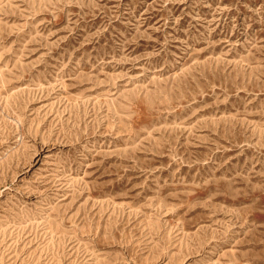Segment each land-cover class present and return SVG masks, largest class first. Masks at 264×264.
Wrapping results in <instances>:
<instances>
[{
    "label": "rangeland",
    "instance_id": "rangeland-1",
    "mask_svg": "<svg viewBox=\"0 0 264 264\" xmlns=\"http://www.w3.org/2000/svg\"><path fill=\"white\" fill-rule=\"evenodd\" d=\"M0 264H264V0H0Z\"/></svg>",
    "mask_w": 264,
    "mask_h": 264
}]
</instances>
